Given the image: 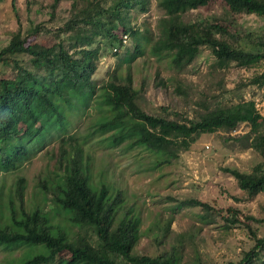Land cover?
<instances>
[{"label": "trees", "instance_id": "obj_1", "mask_svg": "<svg viewBox=\"0 0 264 264\" xmlns=\"http://www.w3.org/2000/svg\"><path fill=\"white\" fill-rule=\"evenodd\" d=\"M63 1L52 0V18ZM155 1L161 18L152 54L183 71L208 49L214 58L212 72L218 78L220 94L195 101L191 116L168 113L166 109L165 114H151L141 104V91L134 86L130 66L126 75L116 68L107 81L98 85L94 76L105 48L121 51L127 46L123 44L126 36L138 39L150 33L145 24L140 27L136 21L137 14L148 13L153 0H71L69 17L63 24L53 29L43 23L26 32L19 29L0 50V172L17 171L53 133L66 134L70 111L86 109L92 100L99 99L107 115L98 132H111L107 139L113 147L128 141L129 148L143 147L154 153L160 158L158 166L172 164L204 134L221 130L233 133L243 124L250 131L232 140L239 141L243 150H253L264 157V116L256 101L245 99L243 94L248 87L264 89V72L233 90L226 87L223 78L232 66L251 69L264 63V32L238 30L227 23L202 18L185 21L191 11L213 3H220L232 14L264 20V0ZM142 53L141 45H136L135 54ZM125 54H130L129 50ZM120 55L114 51L116 58ZM177 90L186 95L181 85ZM64 136L58 164L60 180L54 186L52 183L50 190L56 209L61 211L56 215L64 213L81 232L71 235L55 225L52 215L39 206L28 211L24 204L26 180L20 178L15 184L18 204L10 200L4 211L0 203V248L42 249L20 264H181L185 247L177 244L157 256L138 253L142 239L139 216L133 208L125 207L121 191L105 183L99 188L92 186L82 145L74 136ZM66 143L72 151L69 159ZM224 172L249 196L264 193L263 163L251 171L225 168ZM183 205L200 207L206 222L221 219L226 230L232 226L248 230L253 247L237 263L228 264H264V237L259 236L257 226L264 225V218L200 200L183 201ZM170 226L171 221L163 237ZM180 242L183 245L184 241ZM194 264L205 263L197 255Z\"/></svg>", "mask_w": 264, "mask_h": 264}, {"label": "rangeland", "instance_id": "obj_2", "mask_svg": "<svg viewBox=\"0 0 264 264\" xmlns=\"http://www.w3.org/2000/svg\"><path fill=\"white\" fill-rule=\"evenodd\" d=\"M51 3L52 0L0 2V50L9 44L12 34L19 29L26 32L41 23L53 29L63 24L69 17L71 0L62 2L54 18L50 11ZM160 18L153 0L148 13L137 14L136 21L140 27L145 24L150 33H143L138 39L129 38L126 48L118 49L121 55L117 58L112 49L105 48L94 80L101 85L116 68L126 75L130 66L134 86L141 91L140 101L145 111L165 114L166 109L168 113L191 116L196 108L195 101L220 94L218 78L212 72L214 58L205 48L192 66L177 71L168 60L155 57L152 44L159 38ZM200 18L221 21L238 30L264 32V20L254 15L232 14L220 3L191 11L185 21ZM136 45H141L142 54H135ZM128 50L130 54L126 55ZM263 72L264 63L251 69L232 66L223 76L224 83L233 90L241 82H248ZM178 85L186 95L178 92ZM243 94L245 99L256 101L258 111L264 116V89L248 87ZM106 111L100 99L92 100L86 109H73L69 113L66 134L53 133L38 153L17 171L0 172V203L4 211L8 210L5 206L10 200L18 204L15 184L20 178H25L24 204L28 211L39 206L52 215L55 225L65 228L71 235L81 232L64 213L56 215L61 211L56 209L50 190L52 183L54 186L60 180L61 139L64 135L66 138L74 136L82 145L84 164L89 165L92 186L99 188L105 183L113 190L121 191L125 207L133 208L139 216L142 239L136 249L138 253L157 256L177 244L185 247L181 264H194L197 255L205 264H228L241 260L244 252L254 245L244 226H232L226 230L221 219L217 223L206 222L200 207L181 206V202L200 200L218 208L233 207L246 215L264 218V193L249 196L238 188L233 177L224 172L225 168L251 171L257 164H264L263 156L253 150H243L239 141L232 140L249 132L250 127L243 124L233 133L221 130L204 134L172 164L158 166L159 156L143 147L129 148L128 141L118 147L111 146L107 139L111 132L104 135L97 130L107 115ZM65 148L68 153L66 159H69L72 156L70 144L66 143ZM170 221V231L163 237V230ZM257 226L259 236L264 237V225ZM179 240L184 241L183 245ZM40 252L42 249L39 247H1L0 264H20Z\"/></svg>", "mask_w": 264, "mask_h": 264}, {"label": "built area", "instance_id": "obj_3", "mask_svg": "<svg viewBox=\"0 0 264 264\" xmlns=\"http://www.w3.org/2000/svg\"><path fill=\"white\" fill-rule=\"evenodd\" d=\"M128 37L126 36L125 38H124V40H123V44H124V46H126L127 44H128Z\"/></svg>", "mask_w": 264, "mask_h": 264}, {"label": "clouds", "instance_id": "obj_4", "mask_svg": "<svg viewBox=\"0 0 264 264\" xmlns=\"http://www.w3.org/2000/svg\"><path fill=\"white\" fill-rule=\"evenodd\" d=\"M129 38V37H128ZM114 51H118V49H114Z\"/></svg>", "mask_w": 264, "mask_h": 264}]
</instances>
